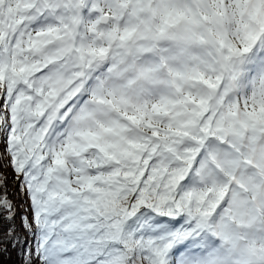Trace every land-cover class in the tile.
<instances>
[{
  "label": "snow or ice",
  "instance_id": "1",
  "mask_svg": "<svg viewBox=\"0 0 264 264\" xmlns=\"http://www.w3.org/2000/svg\"><path fill=\"white\" fill-rule=\"evenodd\" d=\"M0 257L264 264V0H0Z\"/></svg>",
  "mask_w": 264,
  "mask_h": 264
},
{
  "label": "trees",
  "instance_id": "2",
  "mask_svg": "<svg viewBox=\"0 0 264 264\" xmlns=\"http://www.w3.org/2000/svg\"><path fill=\"white\" fill-rule=\"evenodd\" d=\"M7 168L2 166V162H0V172H3L4 174L8 175L6 173ZM8 186V192L11 196V198L17 202V199L12 195L14 194V190L16 187H14L13 183H11L9 180L7 181ZM0 264H21L20 258L17 254V251L15 249L10 250V258L9 257H0Z\"/></svg>",
  "mask_w": 264,
  "mask_h": 264
},
{
  "label": "rangeland",
  "instance_id": "3",
  "mask_svg": "<svg viewBox=\"0 0 264 264\" xmlns=\"http://www.w3.org/2000/svg\"><path fill=\"white\" fill-rule=\"evenodd\" d=\"M0 147H2V145H0ZM7 168V171L6 173H8V180L13 183L14 187H16V181L13 179V173L11 171L10 168L6 167ZM16 199H17V202H19L20 200L23 199V193L21 190L15 188L14 190V194H12Z\"/></svg>",
  "mask_w": 264,
  "mask_h": 264
}]
</instances>
